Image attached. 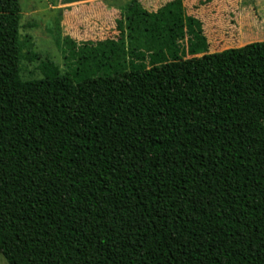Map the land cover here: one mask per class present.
I'll return each mask as SVG.
<instances>
[{"label":"trees","instance_id":"1","mask_svg":"<svg viewBox=\"0 0 264 264\" xmlns=\"http://www.w3.org/2000/svg\"><path fill=\"white\" fill-rule=\"evenodd\" d=\"M119 27L25 79L20 0H0V253L264 264V41L211 53L184 0H131Z\"/></svg>","mask_w":264,"mask_h":264},{"label":"rangeland","instance_id":"2","mask_svg":"<svg viewBox=\"0 0 264 264\" xmlns=\"http://www.w3.org/2000/svg\"><path fill=\"white\" fill-rule=\"evenodd\" d=\"M144 7L157 12L175 0H140ZM212 0H184L186 13L203 23L211 53L240 48L256 40L246 35L242 24L221 14L210 5ZM131 0H20L22 8L21 60L22 76L25 79L40 78V66L53 61L63 69L65 40L71 37L79 43L97 44L120 37V23L123 21ZM217 16H213V12ZM236 22V23H235ZM239 25V28L234 25ZM241 25V26H240ZM182 38L184 57H192V36L188 26ZM254 33L259 32L253 31ZM251 32V34H253ZM253 36V35H252ZM37 57V58H36ZM0 264H9L0 253Z\"/></svg>","mask_w":264,"mask_h":264},{"label":"crops","instance_id":"3","mask_svg":"<svg viewBox=\"0 0 264 264\" xmlns=\"http://www.w3.org/2000/svg\"><path fill=\"white\" fill-rule=\"evenodd\" d=\"M217 1L218 0H212L209 1V3L218 9V5H216ZM219 8L221 14H228L226 11H229L228 15L230 18L241 24L243 23L242 27L247 31L246 35L256 39L250 43L264 41V0H221ZM217 12V10L213 12L214 17L218 15ZM234 26L239 28L237 24ZM257 30L259 32H253ZM251 32H253V34H251Z\"/></svg>","mask_w":264,"mask_h":264}]
</instances>
